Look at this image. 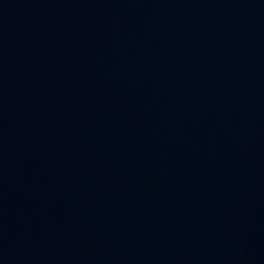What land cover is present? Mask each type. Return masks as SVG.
Listing matches in <instances>:
<instances>
[{"label": "water", "instance_id": "1", "mask_svg": "<svg viewBox=\"0 0 264 264\" xmlns=\"http://www.w3.org/2000/svg\"><path fill=\"white\" fill-rule=\"evenodd\" d=\"M259 241L264 0H0V264Z\"/></svg>", "mask_w": 264, "mask_h": 264}]
</instances>
